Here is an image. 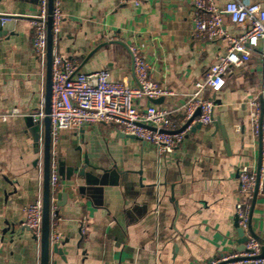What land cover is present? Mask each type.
<instances>
[{
	"label": "crops",
	"instance_id": "0c3cea01",
	"mask_svg": "<svg viewBox=\"0 0 264 264\" xmlns=\"http://www.w3.org/2000/svg\"><path fill=\"white\" fill-rule=\"evenodd\" d=\"M239 1L264 8V0ZM38 12L39 0H0L1 15L18 16L0 37V114L23 113L0 119V263L6 264H41L42 236L24 225L26 208L44 198V119L38 142L26 121L46 109L47 62L33 49L30 24ZM62 13L57 55L76 61L82 72L108 70L113 81L137 86L130 52L136 45L150 76L172 91L159 103L137 104L168 107L176 122L195 83L227 51L224 44L195 39L193 0L140 6L62 0ZM225 27L233 35L243 32L227 17ZM260 56L261 43L248 64L230 71L221 92L206 93L215 100L214 123L195 127L167 159L110 124L63 131L50 231L56 222L66 261L51 253V263L209 264L240 252L235 211L242 166L262 170L250 226L264 253V150L251 125L253 102L264 105ZM64 194L66 200L59 197Z\"/></svg>",
	"mask_w": 264,
	"mask_h": 264
},
{
	"label": "built area",
	"instance_id": "2783aa9c",
	"mask_svg": "<svg viewBox=\"0 0 264 264\" xmlns=\"http://www.w3.org/2000/svg\"><path fill=\"white\" fill-rule=\"evenodd\" d=\"M146 0H119V4L142 5ZM194 37L201 42L215 41L226 45L227 51L211 65L204 79L195 83V91L186 98L181 118L174 121V112L165 106L150 105L141 107L142 99L155 100L172 95V91L155 81L149 73V64L136 46L130 47L133 57L137 86L124 81H113L108 70L85 73L79 64L66 56L53 52L52 99H51V164L50 196L51 216L56 217V195L60 189L59 142L65 130L78 129L86 125H113L119 133L134 137L150 144L160 158L167 159L187 135L198 124L214 123L215 100L208 94L221 92L226 86L227 75L233 68L248 64L261 43L264 86V8L260 3H244L228 0L220 5L218 0H193ZM49 0H39V12L30 17L33 31L32 46L44 65L47 62ZM237 28L243 29L233 35L225 27V19ZM17 15H1L2 23L13 22ZM63 20L62 0H54L52 32L54 44L61 31ZM251 125L254 136L261 141L264 150V105L253 102ZM200 111V115L197 112ZM15 109L11 113L0 114L7 121L11 117L22 116ZM35 121L46 117L44 109L32 115ZM262 171V170H261ZM252 172L246 166L239 171V200L235 216L238 226L247 237L244 251L213 259L209 264H264L261 243L249 231L252 200L256 189L263 190V176ZM24 225L38 239L42 236L43 199L41 196L26 208ZM51 224L50 242L59 243L60 235ZM6 264V263H0Z\"/></svg>",
	"mask_w": 264,
	"mask_h": 264
},
{
	"label": "water",
	"instance_id": "95a60500",
	"mask_svg": "<svg viewBox=\"0 0 264 264\" xmlns=\"http://www.w3.org/2000/svg\"><path fill=\"white\" fill-rule=\"evenodd\" d=\"M53 4L54 0H49V16H48V48H47V89H46V117L44 118V198H43V227H42V238H41V264H58V262L53 261L51 263V253H55L61 257V259L65 262L66 256L64 255V251L59 247V244L51 245L50 242V215H51V196H50V164H51V120H50V112H51V99H52V66H53V52H54V39L52 32V14H53ZM13 22L2 23L0 21V37L4 36V33L10 30ZM164 100V97L153 100L156 103H159ZM197 115H200V111L197 112ZM27 125L30 127V131L34 136V140L36 142L40 139V130H41V120L35 121L33 116L26 117ZM216 125L218 121L215 122ZM201 124L196 125L195 127L199 128ZM194 127V128H195ZM224 137L226 138V134L222 129ZM262 153V151L260 152ZM262 158V156H260ZM86 164H88V159L85 158ZM82 175L84 174V169L82 170ZM260 174V171L258 172ZM258 189V187H257ZM256 189L253 204H255L258 191ZM64 200H66L67 196L64 194ZM62 199V198H61ZM254 207V205H253ZM236 226L238 227V220H236ZM250 234L252 233L251 226H249ZM239 237L241 240L239 241L241 248L240 252L244 251V243L247 240V237L244 231L238 228ZM264 255V253H263Z\"/></svg>",
	"mask_w": 264,
	"mask_h": 264
}]
</instances>
